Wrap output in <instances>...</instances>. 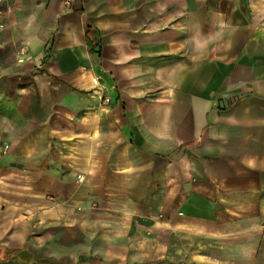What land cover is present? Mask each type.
Segmentation results:
<instances>
[{
	"label": "crops",
	"instance_id": "1",
	"mask_svg": "<svg viewBox=\"0 0 264 264\" xmlns=\"http://www.w3.org/2000/svg\"><path fill=\"white\" fill-rule=\"evenodd\" d=\"M0 264H264V0H0Z\"/></svg>",
	"mask_w": 264,
	"mask_h": 264
},
{
	"label": "built area",
	"instance_id": "2",
	"mask_svg": "<svg viewBox=\"0 0 264 264\" xmlns=\"http://www.w3.org/2000/svg\"><path fill=\"white\" fill-rule=\"evenodd\" d=\"M229 1H236V0H229ZM6 149V152L8 151V147L5 148Z\"/></svg>",
	"mask_w": 264,
	"mask_h": 264
},
{
	"label": "rangeland",
	"instance_id": "3",
	"mask_svg": "<svg viewBox=\"0 0 264 264\" xmlns=\"http://www.w3.org/2000/svg\"><path fill=\"white\" fill-rule=\"evenodd\" d=\"M8 150H9V149H8ZM2 153H6V149H5V148L3 149Z\"/></svg>",
	"mask_w": 264,
	"mask_h": 264
}]
</instances>
